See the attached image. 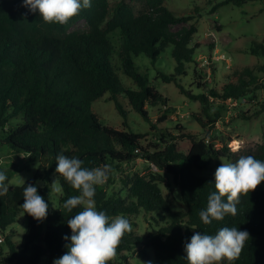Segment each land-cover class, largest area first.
Segmentation results:
<instances>
[{
    "label": "trees",
    "instance_id": "1",
    "mask_svg": "<svg viewBox=\"0 0 264 264\" xmlns=\"http://www.w3.org/2000/svg\"><path fill=\"white\" fill-rule=\"evenodd\" d=\"M249 1L253 0H223L210 12L221 5L241 6ZM135 2L91 0L90 8H82L77 16L61 25L46 23L38 11L32 13L23 7V0H0V151L7 150L19 163L15 170L0 167V171H5L7 184L15 173L37 166L25 184L9 187L8 193L0 196V264H40L42 260L44 264H53L54 259L68 251L70 239L63 237H70L72 232L67 220L82 211L83 206L72 212L63 207L68 198L80 192L55 172L59 153L82 160V167L89 169L110 166L107 181L96 186L94 196L97 210L104 211L109 222L120 215L129 220L141 210L147 214L159 212L166 219V224L150 236L125 233L116 257L142 246L152 251L154 264H188L184 244L194 231L214 236L223 227H236L247 231L249 239L231 264H264V182L255 191L240 196L235 216L226 214L223 220H213L208 225L199 217L207 207L208 196L216 189L214 177L197 176L193 169L201 171L234 153H228L226 146L215 149L207 139L196 140L189 134L182 136L191 142L186 154L177 151L173 138L164 140V135L159 140L163 146L149 152L141 144L144 135L103 126L91 112V103L108 94V100L113 101L123 119V127H127L128 109L121 99L149 121L148 107L166 106L168 100L150 84L146 74L137 71L135 59L143 55L154 63L171 46L174 70L179 75L198 48L197 44L191 45L197 28L194 24L184 25L192 16H175L162 0ZM133 5L141 8L136 11ZM115 35L119 37L118 47L112 41ZM249 52L264 59V38L254 42ZM113 55L137 89L121 85L111 60ZM259 71L264 80V63ZM157 75L163 83H173L181 94L199 102L201 111L190 116L208 131L221 118L219 111L211 110L210 100H238L258 81L250 69L244 68L232 74L221 92L191 94L182 89L175 75ZM261 107L264 110V102ZM165 119L161 115L151 129ZM249 155L264 161V140L245 154ZM138 159L173 175L184 211L171 210L159 187L164 179L152 170L122 180L124 197L119 193L107 194L106 187L114 181V172ZM172 164L178 168H172ZM39 180L42 185L37 183ZM54 180L60 191L53 190ZM29 183L37 185L38 194L49 205L43 221L35 220L21 207L24 187ZM20 212L26 218V228L15 244L14 232L7 233V229Z\"/></svg>",
    "mask_w": 264,
    "mask_h": 264
},
{
    "label": "rangeland",
    "instance_id": "2",
    "mask_svg": "<svg viewBox=\"0 0 264 264\" xmlns=\"http://www.w3.org/2000/svg\"><path fill=\"white\" fill-rule=\"evenodd\" d=\"M115 1L119 0H109L111 3ZM125 1L130 4L132 1L135 2V0ZM222 1L162 0L163 6L175 16L193 17L184 25L194 24L197 28L191 45L197 44L198 48L190 61L184 64L183 71L179 75L174 70L175 62L171 57V46L167 47L154 63L143 55L135 59L137 71L140 74H146L150 84L168 100L166 106L148 107L149 121H145L134 112L125 99L121 100L128 109L127 127L122 126L123 119L116 111L113 101L108 100V94L91 103V112L97 116L101 125L144 135L141 144L149 152H153L156 146L158 148L163 146L159 140L160 136L164 135V140L169 141L173 138L177 151L186 154L191 142L183 139L182 136L189 134L196 140L207 139L215 149L226 146L228 153L235 154H227V157L221 158L218 164L212 162L201 171L193 169V173L201 177H214L215 170L221 163H235L241 156L254 151L264 140V110L261 107L264 102V80L263 74L259 71V66L264 63V59L249 52L254 42H260L264 38V4L261 0H253L241 6L221 5L214 13H211L212 7ZM133 6L136 11L141 8L137 5ZM118 38V35L112 37L116 47L119 45ZM111 60L121 85L137 89L132 80L123 74L117 56L113 55ZM203 60L208 62L205 67L200 66ZM244 68L250 69L253 75L257 76V83L251 85L247 93L238 100H210L211 110L219 111L221 118L209 131L201 129L190 116L193 112L201 111L199 102L181 94L173 83H163L157 75L159 72L173 74L185 92L208 94L209 90L221 92L222 86L228 82L232 74ZM163 114L166 119L156 125L155 129H151L150 126ZM18 165L17 159L10 152L0 151L1 168L15 170ZM171 166L178 168L177 164ZM36 170L37 166L33 165L30 171L15 173L7 184L9 187L21 185L23 180L25 182L32 178ZM149 170L156 171L163 177L164 181L159 183V187L171 210L184 211L185 206L180 201L179 185L173 175L168 171H157L142 159L115 171L114 181L106 187L107 194L119 193L124 197L122 180H126L133 174L143 175ZM39 183L42 185L43 181L39 180ZM129 222L132 226V234L146 237L164 226L166 219L159 212L147 214L141 210L137 215L131 216ZM25 228L26 218L20 212L15 222L7 229V233L14 232L12 240L15 244L20 242ZM42 232L43 228L40 234ZM0 238L3 241V237L0 236ZM40 264H44V261L42 260ZM108 264H154V257L150 249L138 246L130 251H124L121 257H116Z\"/></svg>",
    "mask_w": 264,
    "mask_h": 264
},
{
    "label": "clouds",
    "instance_id": "3",
    "mask_svg": "<svg viewBox=\"0 0 264 264\" xmlns=\"http://www.w3.org/2000/svg\"><path fill=\"white\" fill-rule=\"evenodd\" d=\"M22 6L32 13L38 11L46 23L63 25L77 16L82 8L92 5L91 0H23ZM82 164V160L69 158L63 153L56 156L55 172L80 192V195L68 198L63 207L68 212L77 206H83V210L67 220L72 232L70 237H63L70 239V244L66 245L68 251L54 259L53 264H108L116 258L117 248L125 233L132 231L125 216H117L109 222L106 213L96 208V186L107 181L110 166L89 169L82 167ZM6 180L5 171H0V196L9 191ZM262 182L264 161L249 155L241 156L235 163H221L214 173L216 191L208 196L206 209L199 213L201 221L208 225L213 220H223L226 214L235 216L240 196L255 191ZM51 185L53 190L60 191L56 180ZM23 197L21 207L25 213L37 221L45 220L49 205L38 194L37 185L27 184ZM248 239L249 233L236 227H223L214 236L194 231L190 241L184 244V258L188 264H221L225 260L231 264L239 258Z\"/></svg>",
    "mask_w": 264,
    "mask_h": 264
},
{
    "label": "built area",
    "instance_id": "4",
    "mask_svg": "<svg viewBox=\"0 0 264 264\" xmlns=\"http://www.w3.org/2000/svg\"><path fill=\"white\" fill-rule=\"evenodd\" d=\"M262 3L264 4V0H261ZM222 57V56H221ZM208 64L207 60H203L200 64V66H206ZM228 100H231V99H228ZM206 142H208L207 140H205ZM233 150H237V149H233ZM0 243H2V239L0 238Z\"/></svg>",
    "mask_w": 264,
    "mask_h": 264
}]
</instances>
